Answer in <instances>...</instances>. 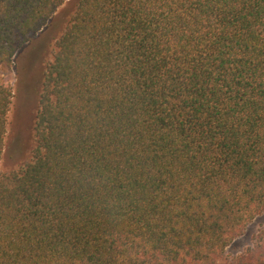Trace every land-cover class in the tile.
<instances>
[{
  "label": "trees",
  "instance_id": "1",
  "mask_svg": "<svg viewBox=\"0 0 264 264\" xmlns=\"http://www.w3.org/2000/svg\"><path fill=\"white\" fill-rule=\"evenodd\" d=\"M68 1L0 0V66ZM75 7L0 170V264H264V228L227 254L264 214V0Z\"/></svg>",
  "mask_w": 264,
  "mask_h": 264
},
{
  "label": "rangeland",
  "instance_id": "2",
  "mask_svg": "<svg viewBox=\"0 0 264 264\" xmlns=\"http://www.w3.org/2000/svg\"><path fill=\"white\" fill-rule=\"evenodd\" d=\"M78 0L63 4L47 25L32 35L30 41L18 49L12 63L0 66V85L13 92L7 115V133L0 170L11 173L32 159L36 145L35 121L43 86L44 72L53 59L56 42L64 32ZM264 228V214L247 227L245 233L228 248L231 257L251 246L256 234Z\"/></svg>",
  "mask_w": 264,
  "mask_h": 264
}]
</instances>
